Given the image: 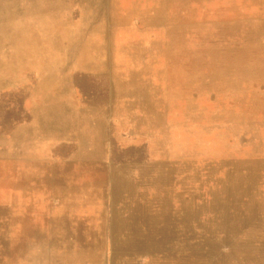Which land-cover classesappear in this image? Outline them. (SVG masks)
Wrapping results in <instances>:
<instances>
[{
  "label": "rangeland",
  "instance_id": "374dc122",
  "mask_svg": "<svg viewBox=\"0 0 264 264\" xmlns=\"http://www.w3.org/2000/svg\"><path fill=\"white\" fill-rule=\"evenodd\" d=\"M0 264H264V0H0Z\"/></svg>",
  "mask_w": 264,
  "mask_h": 264
},
{
  "label": "trees",
  "instance_id": "16d2710c",
  "mask_svg": "<svg viewBox=\"0 0 264 264\" xmlns=\"http://www.w3.org/2000/svg\"><path fill=\"white\" fill-rule=\"evenodd\" d=\"M80 90H81V89H80ZM16 105H17V109L14 110L13 112H12L11 110H7V111L5 112V114H4V116H3V117H4V118H3L4 121L9 120V117H11V115H10L11 112L14 114V119H15V120L20 119V116H21L20 112H21V108H22V106H21V104H20V101H19V103H17ZM10 121H11V120H10ZM122 155H123V152H119L117 155L115 154L114 156H112V157H113L112 160H114V161H120Z\"/></svg>",
  "mask_w": 264,
  "mask_h": 264
}]
</instances>
